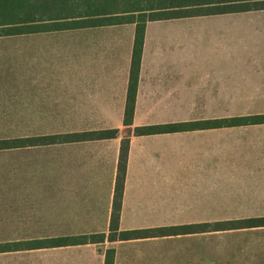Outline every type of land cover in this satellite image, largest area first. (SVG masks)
I'll list each match as a JSON object with an SVG mask.
<instances>
[{
    "label": "crops",
    "instance_id": "crops-1",
    "mask_svg": "<svg viewBox=\"0 0 264 264\" xmlns=\"http://www.w3.org/2000/svg\"><path fill=\"white\" fill-rule=\"evenodd\" d=\"M135 31V24H120L21 35L20 80L0 81V119L22 120L23 133L6 140L117 135L0 151L20 156L6 181L4 230L17 233L5 242L6 264H105L109 254L112 264H264V227L201 238V216L264 217V124L133 133L264 115V10L147 22L125 126ZM46 120L68 127L46 133ZM125 138L120 215L110 240ZM31 231L48 234L26 237ZM130 231L154 233L118 238ZM90 235L104 239L50 244ZM33 241L40 248L28 249Z\"/></svg>",
    "mask_w": 264,
    "mask_h": 264
},
{
    "label": "trees",
    "instance_id": "trees-1",
    "mask_svg": "<svg viewBox=\"0 0 264 264\" xmlns=\"http://www.w3.org/2000/svg\"><path fill=\"white\" fill-rule=\"evenodd\" d=\"M0 0V37L22 35L34 32H52L78 29L82 27L135 24V39L131 62L129 94L127 98L124 125L130 126L133 112V94L136 72L139 67L145 24L149 21L177 19L193 16H209L264 10V0ZM155 2V4H153ZM98 19L117 20L112 24L79 25L78 22ZM264 124V115L237 117L228 120H214L207 123H174L166 126H145L135 128V136L158 133H178L196 128H222ZM116 130L69 134L64 136H45L24 141L0 140V151L28 146H48L61 142L90 141L114 138ZM24 144V145H23ZM128 157V139L122 140L118 173L115 185L113 209L110 220L109 239L116 237L120 204L124 186V175ZM239 228L264 227V217L243 220ZM154 232L130 231L120 233V240L137 239ZM161 233V231H158ZM103 235L78 236L51 240L50 244L79 245L99 243ZM41 242L33 241L28 249H38ZM7 251V249H6ZM5 251V252H6ZM105 264H112L110 254Z\"/></svg>",
    "mask_w": 264,
    "mask_h": 264
},
{
    "label": "rangeland",
    "instance_id": "rangeland-1",
    "mask_svg": "<svg viewBox=\"0 0 264 264\" xmlns=\"http://www.w3.org/2000/svg\"><path fill=\"white\" fill-rule=\"evenodd\" d=\"M155 4V2L153 3ZM141 5L147 7L149 4L146 1H142ZM117 20L114 19H98V20H88L84 22H78L79 25H93V24H112ZM65 31V30H64ZM23 36L14 35V36H5L0 37V81L4 82L5 85H11L12 80H20V72L17 67L24 62L23 60V45H22ZM48 40L47 42H51ZM51 54L52 52L49 51ZM51 58V57H49ZM47 59L46 62H53L52 59ZM9 66V67H8ZM11 70H13L11 72ZM19 74V75H18ZM15 75V76H14ZM2 115V114H0ZM60 122L62 125H60ZM64 122L68 121H44V127L46 133L59 131L61 129L67 128ZM204 123V122H197ZM42 121H40L41 127ZM23 133V121L20 119H0V140H5L7 137H16L20 136ZM20 157V156H19ZM8 157L5 152H0V264H6V240L17 239V233H8L5 229V216H4V203H5V189L7 177L11 175L12 163L20 161V158ZM36 160H31L30 166V176H36L37 167L33 165ZM10 166V167H9ZM16 172V169H15ZM250 218H260V217H230V216H201V238L206 237L209 233L214 231L229 230L235 229L242 226L240 224L245 219ZM184 231H174L173 233H181ZM26 237L34 238L44 236L48 233H39V232H28L24 233ZM11 250V249H10ZM15 263V259H14Z\"/></svg>",
    "mask_w": 264,
    "mask_h": 264
}]
</instances>
